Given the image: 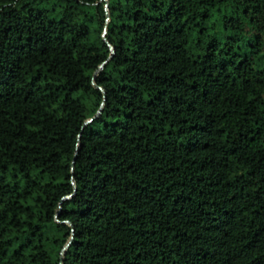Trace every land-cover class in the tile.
<instances>
[{
	"label": "trees",
	"instance_id": "1",
	"mask_svg": "<svg viewBox=\"0 0 264 264\" xmlns=\"http://www.w3.org/2000/svg\"><path fill=\"white\" fill-rule=\"evenodd\" d=\"M105 5L0 0V264H264V0Z\"/></svg>",
	"mask_w": 264,
	"mask_h": 264
},
{
	"label": "water",
	"instance_id": "2",
	"mask_svg": "<svg viewBox=\"0 0 264 264\" xmlns=\"http://www.w3.org/2000/svg\"><path fill=\"white\" fill-rule=\"evenodd\" d=\"M101 1H103V2L106 4V5H105V8H106V15H107V17H108L107 0H101ZM105 34H106V31H104L103 36H105ZM112 51H113V49H112ZM100 69H101V67H100ZM97 73H98V72H96L94 76H96ZM104 99H105V98H104ZM102 108H103V104H102L100 110L97 112V114H96L92 119L88 120V121L85 123V125L88 124V123H90V122H91L93 119H95L96 117H98V115L100 114ZM72 233H73V228H72ZM71 239H72V237L70 238L69 242L65 245V247H64V248L62 249V251H61V256H60L61 260H62V258H63V255H64V253H65L67 247L69 246V244H70V242H71Z\"/></svg>",
	"mask_w": 264,
	"mask_h": 264
}]
</instances>
